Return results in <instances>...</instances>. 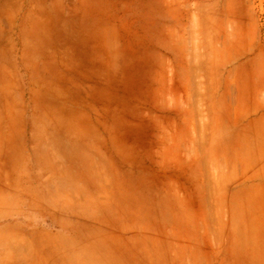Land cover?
Returning a JSON list of instances; mask_svg holds the SVG:
<instances>
[{"label":"rangeland","instance_id":"rangeland-1","mask_svg":"<svg viewBox=\"0 0 264 264\" xmlns=\"http://www.w3.org/2000/svg\"><path fill=\"white\" fill-rule=\"evenodd\" d=\"M6 39L29 77L14 97L25 153L90 164L93 238L117 233L119 207L133 203L159 245L175 234L171 185L189 178L183 156L210 144L213 117L235 155L207 158V174L237 182V150L251 143L224 133L243 106L264 109V0H0L3 50Z\"/></svg>","mask_w":264,"mask_h":264},{"label":"crops","instance_id":"crops-1","mask_svg":"<svg viewBox=\"0 0 264 264\" xmlns=\"http://www.w3.org/2000/svg\"><path fill=\"white\" fill-rule=\"evenodd\" d=\"M3 49L0 46V264H264L262 107L252 114L245 105L226 120L234 126L224 135L251 143L237 150V182L229 183L228 174L218 180L207 174V158L216 162L235 155L232 144L224 150L219 144L217 127L223 121L217 117L209 121L213 126L204 137L210 144L198 145L188 159L183 156L189 178L171 185L173 192L175 187L180 190V211L176 217L173 212L175 234L161 235L163 244L156 224L142 216L136 203L119 207L117 233L93 238L88 179L94 170L86 163L77 168L29 162L22 133L28 120L14 115L15 93L28 89L29 77L24 63L18 60L15 65L8 53V39ZM182 134L183 139H195L191 131ZM114 240L116 246L105 244Z\"/></svg>","mask_w":264,"mask_h":264}]
</instances>
